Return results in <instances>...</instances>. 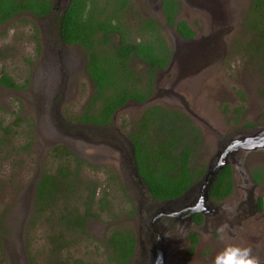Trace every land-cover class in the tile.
Segmentation results:
<instances>
[{
  "label": "rangeland",
  "instance_id": "1",
  "mask_svg": "<svg viewBox=\"0 0 264 264\" xmlns=\"http://www.w3.org/2000/svg\"><path fill=\"white\" fill-rule=\"evenodd\" d=\"M159 1L132 0L125 24L133 26L137 17H144L142 11L146 12V18H156L153 10ZM183 3L177 17L189 26L194 24L198 36H207L213 26L216 29L222 26L227 33L218 48L219 61L176 88L191 110L207 122V125L195 122L203 145L193 160L194 166L201 164L206 169L219 140L236 132L264 127L261 95L264 75L252 57L258 50H250L256 48L258 40L250 30L248 16L254 0H221L220 12L217 8L214 12L226 26L213 23L216 18L208 6L200 8L188 0ZM55 30V19L40 21L31 16L18 17L0 27V79L8 75L22 87L16 90L0 85V123L15 130L8 136L0 129V264H114L109 236L113 231L133 229L134 225L133 198L125 193V165L116 145L121 143L122 135L133 132L150 106L185 112L176 102H132L117 111L113 124L106 129L79 127L77 119L93 98L95 88L87 75L85 51L63 47ZM125 31L129 32L126 26ZM162 33L167 39L168 30ZM136 35L134 31L132 39ZM132 66L137 77L145 78L147 67L133 60ZM176 74L173 68L171 79ZM162 75L163 72L157 73L156 79ZM156 95L155 83L150 99ZM156 140L157 137L151 136L149 144L154 146ZM61 145L68 146L84 162L76 190L81 213L94 191L96 196L95 217L88 219L85 233L70 238L71 246L58 255L53 247L59 241L61 214L54 209L37 211L35 197L43 174L56 173L63 164L71 169L76 167L74 157L55 156L53 149ZM261 163L264 164V158ZM256 166L251 169L248 166L250 173L261 165ZM260 238L258 233L252 236L247 233L245 239H250L253 255L263 262L264 246ZM199 250L201 259L212 257L210 247Z\"/></svg>",
  "mask_w": 264,
  "mask_h": 264
},
{
  "label": "trees",
  "instance_id": "2",
  "mask_svg": "<svg viewBox=\"0 0 264 264\" xmlns=\"http://www.w3.org/2000/svg\"><path fill=\"white\" fill-rule=\"evenodd\" d=\"M99 1L73 0L63 15H57L53 12L54 0H0V27L22 16H31L40 21L53 18L57 23V37L63 47L76 46L86 51L87 75L94 84L95 93L77 119L79 127L111 126L115 113L129 102L147 103L154 92L157 72L168 66L173 54L162 33L164 27L155 18L137 17L138 25L135 27L125 24L126 12L131 8L132 0H116L115 3L103 0L102 4ZM180 11L181 3L178 0H165L162 4L163 15L172 28ZM248 16L250 30L258 36L256 48L250 50H258L259 53L252 57L264 75V0H254ZM125 26L130 33L125 31ZM176 27L184 39L196 36L185 21L178 22ZM145 28L146 40L143 39ZM134 31L137 35L132 39ZM116 36L119 37L117 43ZM138 36L142 39H138ZM133 57L146 62L145 78L135 75L131 65ZM0 85L8 89L22 88L8 75L1 77ZM261 95L264 97V85ZM247 126L252 127V124ZM0 129L8 136L15 133L12 126L3 127L1 123ZM151 136L157 137L152 143L154 146L149 144ZM129 137L135 147L139 174L151 196L159 201L182 195L205 173L203 165L194 166L193 163L203 145L201 131L185 113L159 105L150 106ZM53 152L55 156L76 159L74 169L63 164L56 173L43 174L36 186V210L47 212L54 209L61 214L59 241L53 247L59 255L71 246L70 238L85 233L88 219L95 217L96 191L87 200L85 212L81 213L77 206L76 190L84 162L68 146H58ZM231 175L230 167L223 170L212 192L213 198L224 199L231 195ZM255 179L259 182L261 177ZM103 201L104 204L108 203L105 197ZM134 213L133 206L131 214ZM108 245L114 264H128L135 248L133 229L113 231Z\"/></svg>",
  "mask_w": 264,
  "mask_h": 264
},
{
  "label": "flooded vegetation",
  "instance_id": "3",
  "mask_svg": "<svg viewBox=\"0 0 264 264\" xmlns=\"http://www.w3.org/2000/svg\"><path fill=\"white\" fill-rule=\"evenodd\" d=\"M164 1L165 0H160L159 5L154 8L153 12L156 17L155 20L159 21L164 29L168 30V38L166 40L168 42V45H170L173 54L168 66L164 69H160L157 72H163L164 75L157 77L155 81L156 88H159L157 84L158 81H166L165 83H169L168 85L172 87L174 85V82L179 81L180 79L182 80V77L180 75L174 76V78L172 79L170 77L172 69L174 68L173 66H175V63L172 64V59L175 52L185 53L184 51H186L183 47L177 46V40H182H180L181 36L177 32L176 25L178 22L183 20H181L179 17H176L175 27H173L174 29H172V27L168 25V22L162 12V4ZM178 1L181 4H184V0ZM53 12L56 11L53 10ZM63 14L59 13L58 15ZM142 15L144 16V19H146L145 11H142ZM213 23L216 25L218 24V21H214ZM136 25H138V22L134 23V27ZM193 25H191L190 28L196 33V36L194 38H197L198 34L200 33H197V31L194 30ZM218 30V28L216 29V27L213 26L211 31L216 32ZM145 34L146 28L143 31L144 40H146ZM116 38L119 39L118 36H116ZM194 38L185 40L184 38L182 39L183 41H190ZM138 39L142 38L138 36ZM66 48L71 49L77 47L66 46ZM132 60L139 62V64L143 65L146 68V62H143L135 57H133ZM116 114L117 112L114 115V119ZM94 128L96 130H101L108 127ZM125 137H128V139L131 140L129 135H122L119 141L121 143L116 145L118 147L117 149L120 152L119 156L123 158V165L128 155ZM113 139H116V136H113ZM262 158H264V152L250 153L246 157L247 169L248 166L249 168H255L257 167L256 164L261 165L257 169H255L254 173H250L248 169L244 172L243 175H240V173L236 172L235 168L230 167L232 174L231 178L233 191L231 195L225 197L224 199H216L212 197V192L216 187L219 177L223 171L219 174L214 184H212V186L210 187L209 200L203 199L205 189L209 187V181L211 177L207 178L204 181L202 180L204 179L208 171V166L211 160L206 167L204 175L197 179L188 190H186L182 195L166 201H159L156 198L152 197L150 191L148 190L146 192L139 190L138 186L134 184L132 178L129 175L124 174L123 180L126 184L130 183L129 188L132 189V191L125 192L126 195L131 196V199H137L133 202V206L135 209L133 217L135 248L128 264H160L159 258H161L162 253L166 258L165 264H213V260L216 254L221 251L228 243V236L216 231L219 226L225 223H219L213 217L209 218L208 213L207 216L200 213H195L193 216L191 214L192 209L206 211L207 207L216 208L221 206L222 204L233 206L236 209L235 215L227 213L225 216L227 219H229L228 225H230V227L232 228L237 229V232L233 234L235 235V243L239 244L242 247H251V245L248 244L250 242V239H245L247 234L243 233V231H247V233H249V235L251 236L253 234L257 235L258 233L261 237V245L264 246V189L262 190V193L260 192L262 187H264V164L261 163ZM246 173L247 176L245 175ZM257 176L261 177V180L259 182H257L255 179V177ZM195 186L197 187V189L195 191H192L189 196H187L186 194ZM220 187L221 186L219 185L218 188ZM236 219L238 220L234 221ZM203 246H205V248H211V258H200L201 255L199 249ZM260 264H264V255L263 262L260 261Z\"/></svg>",
  "mask_w": 264,
  "mask_h": 264
},
{
  "label": "water",
  "instance_id": "4",
  "mask_svg": "<svg viewBox=\"0 0 264 264\" xmlns=\"http://www.w3.org/2000/svg\"><path fill=\"white\" fill-rule=\"evenodd\" d=\"M73 0H54L53 2V10L58 11L61 10L60 13H65L70 4ZM189 3H192L198 7H209V11L211 12L212 16L216 19L214 21H218V24H221V20H219V15L214 12V9L220 10L219 6H221V0H188ZM220 12V11H219ZM221 16V15H220ZM221 21V22H220ZM224 21V19H223ZM225 22V21H224ZM222 25H224L222 23ZM226 26V25H224ZM220 29L216 32L211 31L207 36H198L190 41H183L182 37L179 41L177 40V46L183 47L186 51L185 53H178L175 52L172 59V64L175 63L174 68H176L177 74L175 76H181L182 80L174 82V85L171 87L166 83L165 87L162 88L161 85L163 81H158L159 88H156L157 95L155 98H151L149 102L146 104H150L152 102L158 101H165L168 103H177L183 109L186 115H188L194 122H199L203 125H207V122L198 116L195 112L191 110L188 103L184 100L183 94L179 93L177 89L182 86L188 80H192L200 70L205 68L208 65L215 64L219 61L220 52L218 48H221L223 45L222 38L225 37L227 34L225 32V28H221L222 26H218ZM213 32V33H212ZM185 40V39H184ZM224 54V53H223ZM171 64V67H172ZM173 70V69H172ZM58 81V77H57ZM171 85V84H170ZM185 87V86H184ZM177 88V89H176ZM125 142L127 144L128 155L126 157L125 165V174L129 175L134 184L138 186V189L146 192L149 190L147 184L143 180V178L139 174L138 164L135 158V148L131 140L128 137H125ZM216 153L212 157L208 171L204 177V180L211 177L209 181V187L205 189V193L203 195V199L209 200L210 197V187L214 184L215 180L219 176V174L226 168V167H233L235 168L236 172L243 175L245 171H247L246 166V157L250 153H262L264 152V127L262 128H254L251 130H243L241 132H236L231 136L219 140L217 143ZM244 156V158H243ZM242 173V174H241ZM247 176V173L245 174ZM130 183L126 184L127 191H132L129 188ZM197 187L195 186L192 188L186 195L192 191H195ZM264 187L261 189V193ZM137 200L133 198L132 201L134 202ZM225 205H221L219 207H207L205 210H197L192 209V216L195 213L204 214L205 216L213 217L219 223H227L229 224V219H227L226 212L223 211ZM208 218V219H209ZM238 219L234 220L237 221ZM208 221V220H207ZM207 223V222H206ZM244 234H247V231H243ZM160 264H165L166 258L164 257L163 253L161 258H159Z\"/></svg>",
  "mask_w": 264,
  "mask_h": 264
},
{
  "label": "clouds",
  "instance_id": "5",
  "mask_svg": "<svg viewBox=\"0 0 264 264\" xmlns=\"http://www.w3.org/2000/svg\"><path fill=\"white\" fill-rule=\"evenodd\" d=\"M223 211L231 215L236 214V209L233 206L225 205ZM216 231L226 234L228 243L216 254L213 264H260V261L253 255L251 247H242L235 243L233 234L237 232V229L225 223L219 226Z\"/></svg>",
  "mask_w": 264,
  "mask_h": 264
}]
</instances>
